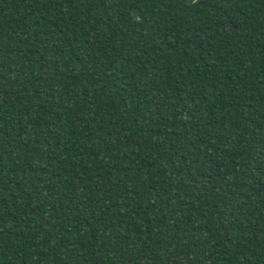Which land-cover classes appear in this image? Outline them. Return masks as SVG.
<instances>
[{
    "label": "trees",
    "instance_id": "obj_1",
    "mask_svg": "<svg viewBox=\"0 0 264 264\" xmlns=\"http://www.w3.org/2000/svg\"><path fill=\"white\" fill-rule=\"evenodd\" d=\"M0 264H264V0H0Z\"/></svg>",
    "mask_w": 264,
    "mask_h": 264
}]
</instances>
